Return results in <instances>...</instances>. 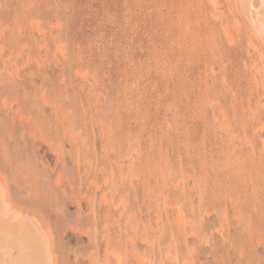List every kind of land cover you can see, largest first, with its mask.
Instances as JSON below:
<instances>
[{"label":"rangeland","instance_id":"rangeland-1","mask_svg":"<svg viewBox=\"0 0 264 264\" xmlns=\"http://www.w3.org/2000/svg\"><path fill=\"white\" fill-rule=\"evenodd\" d=\"M263 49L238 0H0V172L59 264H264Z\"/></svg>","mask_w":264,"mask_h":264},{"label":"bare ground","instance_id":"bare-ground-1","mask_svg":"<svg viewBox=\"0 0 264 264\" xmlns=\"http://www.w3.org/2000/svg\"><path fill=\"white\" fill-rule=\"evenodd\" d=\"M238 1L240 3L241 11L246 17V20H248L249 25L253 28L254 32L258 36H262L264 38V0H238ZM262 51H263L262 53L264 54V49ZM259 69L257 72H261ZM251 162H255V161H251ZM259 167L261 166L259 165ZM251 172L253 173V171ZM98 185H96L97 188ZM99 187L101 186L99 185ZM228 189L231 190L232 189L231 186H228ZM214 190L216 191V188ZM10 195L6 183V178L0 172V264H59L52 243L53 239H51L52 235L50 236L49 224L46 223L44 219L40 218L34 212H30L28 210H24L21 207L15 206L12 203L13 200H11ZM104 195H102V199L104 197L108 201L109 198H107V194L105 196ZM197 195H199L200 202L202 203L203 206L204 192L202 190H198ZM214 195L211 198L210 205H214L216 203L215 202L216 197ZM231 204H232V209H235L236 205L234 204V201H231Z\"/></svg>","mask_w":264,"mask_h":264}]
</instances>
